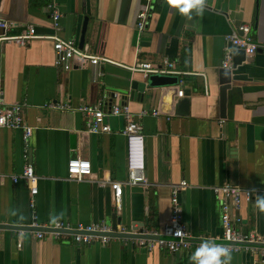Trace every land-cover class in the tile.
<instances>
[{
  "label": "crops",
  "instance_id": "crops-1",
  "mask_svg": "<svg viewBox=\"0 0 264 264\" xmlns=\"http://www.w3.org/2000/svg\"><path fill=\"white\" fill-rule=\"evenodd\" d=\"M143 5L148 16L137 31ZM180 6L171 0H0V20L11 25L8 35L28 25L37 35L25 46L0 45V89L4 103L25 105L38 177L33 196L24 180L13 181L24 165L22 130L0 129V264H190L200 242L176 252L149 251L121 239L84 245L68 236L37 238L31 231L18 235L6 228L27 227L33 215L39 224L59 219L112 227L115 213V228L160 231L171 213V186L181 181L188 184L178 194L188 239L224 244L212 187L225 183L252 191L238 210L241 229L264 237V212L254 203L264 194V0H204L203 11L190 16L181 14ZM53 7L60 14L56 27ZM241 24L249 26L259 49L233 70L243 78L231 81L223 94L219 74L225 38ZM51 36L71 39L105 61L66 71L54 64ZM163 60L173 62L177 73L171 76L177 82L146 85L143 93L130 96L131 83L147 84L148 77L130 67ZM183 89L189 99L185 116L175 108ZM52 103L67 108L52 109ZM98 103L105 111L126 104L144 137L146 184H122L117 209L108 182L126 180L124 122L109 116L111 132L87 133L86 117L77 108ZM74 158L90 163L91 174L80 181L67 176V162ZM230 255L228 264L261 259L244 247Z\"/></svg>",
  "mask_w": 264,
  "mask_h": 264
},
{
  "label": "built area",
  "instance_id": "built-area-1",
  "mask_svg": "<svg viewBox=\"0 0 264 264\" xmlns=\"http://www.w3.org/2000/svg\"><path fill=\"white\" fill-rule=\"evenodd\" d=\"M204 5V0H201ZM146 5L139 10L136 15V29L141 31L146 23L148 16ZM52 20L54 26H57V20L60 17L58 11L52 8ZM10 24L0 20V28L3 30L0 35V45L3 42H12L19 46H25L31 39L36 38V32L33 26L28 25L25 30L16 35H8L7 30ZM53 40L54 64L64 70H70L76 65H97L101 61L99 57L79 49L73 40L61 39L51 36ZM227 47L224 49L221 68L230 69L232 64V49L241 48L245 56H252L258 49L259 45L252 41L249 36V26L246 24L239 25L236 30L226 36ZM264 48V47H263ZM130 70L140 72L145 77L149 75H173L177 73L172 61L163 60L161 64H151L148 62H138L130 67ZM182 97V90L177 93ZM24 103L6 104L2 99V90L0 89V129H21L22 130V157L24 165L18 177H12L13 181L19 178L26 182L30 196L37 193L38 177L34 173L33 165L30 159L29 139L32 133V127L28 126L23 119ZM52 109H65L66 105L52 103L48 105ZM78 112L86 117V132L90 134L109 133L111 127L107 122V117H120L123 122L122 134L126 141V180L122 183L119 181H109L108 187L112 191V197L116 206L119 208L122 184L126 185H145V159H144V137L141 132V125L134 119L129 107L124 104H113L108 111H105L101 105H81L77 108ZM144 114V112H142ZM91 174L90 163L87 160L74 158L67 162V176L70 180L80 181ZM99 186L105 183L99 182ZM188 187L185 181L172 185L170 189L171 213L168 221L160 231H151L142 229L127 230L125 227L118 226L112 228L109 224L100 221L96 223H70L63 220H55L48 224H39L32 216V221L23 229H16V233L23 234L25 231H31L35 237L42 238L48 236L52 239H59L64 236L71 238L74 243L89 245L94 242L107 244L113 239H121L125 243L130 242L136 247L146 250L155 248L163 249L169 252H176L179 249H187L191 245L188 240L189 235L182 221V211L179 205L177 195L180 190ZM214 195L217 197L219 206V219L222 228L221 239L229 252L238 251L241 247L251 252H258L261 259L255 264H264V237L255 231L244 232L241 229V217L238 214L242 200L248 202L252 198V191L232 184H222L212 187ZM33 207L32 199L29 202ZM35 229V230H33ZM116 234H129L136 236H113Z\"/></svg>",
  "mask_w": 264,
  "mask_h": 264
},
{
  "label": "water",
  "instance_id": "water-1",
  "mask_svg": "<svg viewBox=\"0 0 264 264\" xmlns=\"http://www.w3.org/2000/svg\"><path fill=\"white\" fill-rule=\"evenodd\" d=\"M85 23V20H84ZM83 31V29H82ZM82 42V37L80 39V43ZM79 48H81L79 46ZM245 60V54L243 49L241 48H233L232 49V64L230 69H221L220 74H219V84L222 86L221 87V92L224 94L225 91L229 88V84L231 81H236L239 80L242 77L240 74H234L233 70H235L239 65L242 64V62ZM140 73V72H137ZM142 74V73H140ZM177 82V78L175 76H171L169 74H163V75H149L147 77V84L145 83H139V82H132L131 83V91H130V96H133L134 94H141L145 90L146 85L149 87H156V86H166V85H172ZM120 105H124V103H119ZM176 112L178 115L185 116L187 115V110H188V105H189V99H188V90L183 89L182 90V98H180L177 103H176ZM186 182V181H185ZM182 191V190H180ZM179 191V192H180ZM112 192V191H111ZM178 192V194H179ZM178 199V195H177ZM112 202L114 204V207L116 208V203L114 198L112 197ZM179 202V201H178ZM117 209V208H116ZM112 228L114 229L115 223L118 222V219L115 218V213L112 214ZM6 228L9 229H23L25 227H19L17 225H7ZM35 230V229H33ZM113 236H119V237H124V236H136V235H129V234H116V233H111ZM190 241H197L201 242L204 241V239H188Z\"/></svg>",
  "mask_w": 264,
  "mask_h": 264
},
{
  "label": "clouds",
  "instance_id": "clouds-1",
  "mask_svg": "<svg viewBox=\"0 0 264 264\" xmlns=\"http://www.w3.org/2000/svg\"><path fill=\"white\" fill-rule=\"evenodd\" d=\"M171 2L182 5L178 8L181 14L199 15L203 11L201 0H171ZM254 203L260 211L264 212V194L256 195ZM52 218L55 219V217ZM230 258V252L225 245L204 240L192 251L189 260L190 264H228Z\"/></svg>",
  "mask_w": 264,
  "mask_h": 264
}]
</instances>
